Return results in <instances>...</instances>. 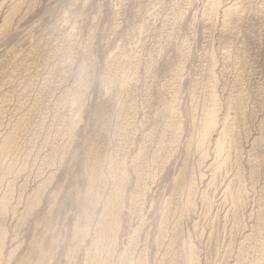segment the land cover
Segmentation results:
<instances>
[{"label":"rangeland","instance_id":"374dc122","mask_svg":"<svg viewBox=\"0 0 264 264\" xmlns=\"http://www.w3.org/2000/svg\"><path fill=\"white\" fill-rule=\"evenodd\" d=\"M0 264H264V0H0Z\"/></svg>","mask_w":264,"mask_h":264}]
</instances>
